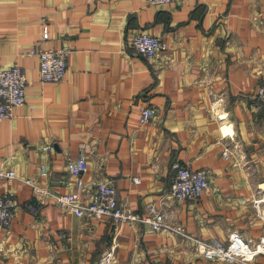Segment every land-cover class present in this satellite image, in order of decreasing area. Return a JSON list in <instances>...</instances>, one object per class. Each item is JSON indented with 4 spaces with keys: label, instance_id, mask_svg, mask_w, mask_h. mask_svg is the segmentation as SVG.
<instances>
[{
    "label": "crops",
    "instance_id": "crops-1",
    "mask_svg": "<svg viewBox=\"0 0 264 264\" xmlns=\"http://www.w3.org/2000/svg\"><path fill=\"white\" fill-rule=\"evenodd\" d=\"M142 32L167 42L163 57L133 52ZM62 46L71 48L64 80L43 82L30 51ZM15 63L27 99L0 121V167L17 175L0 179V195L13 191L19 207L10 232L0 229V264H98L111 250L113 264H244L209 259L198 243L264 232L254 204L264 197V107L254 97L264 85V0H0V66ZM143 106L155 109L146 124ZM81 144L87 170L76 176L67 163ZM174 162L209 171L198 200L167 196ZM26 179L86 201V190L110 181L122 204L141 214L154 203L185 233L117 228L53 201L33 214Z\"/></svg>",
    "mask_w": 264,
    "mask_h": 264
},
{
    "label": "built area",
    "instance_id": "built-area-1",
    "mask_svg": "<svg viewBox=\"0 0 264 264\" xmlns=\"http://www.w3.org/2000/svg\"><path fill=\"white\" fill-rule=\"evenodd\" d=\"M184 0H148L150 4H179ZM49 32L43 33V38L47 39ZM129 47L133 52L147 60H155L163 57L168 49V44L156 35L146 32L136 34ZM71 48L62 46L60 48L36 47L30 54L36 56L39 62V76L43 82L59 83L64 80L68 67V58ZM27 75L20 64L10 66H0V121L10 120L15 117V109L25 104L27 99ZM254 97L264 107V85H260ZM155 115V109L151 106L141 108L142 124L149 123ZM226 114L219 113V120H224ZM225 125L222 126L224 129ZM51 145L43 146L44 150H49ZM79 158L69 159L67 166L76 175L87 170V157L84 153L85 144H81ZM228 148L224 150V155H228ZM176 171L174 180L167 192V196L175 201L198 200L210 187V175L206 169H194L189 165L179 162L172 164ZM41 173L47 174L46 166L41 167ZM17 177L15 170L0 167V179L14 180ZM32 186L34 200L26 203L25 207L33 214H38L41 207L47 202L53 201L61 207L69 208L77 215L89 214L96 217L107 216L111 218L117 228L122 226L134 227L136 224H149L153 230L183 234L184 228L179 224L170 222L165 213L156 204L147 205L146 213H137L131 208L122 204L118 199V191L110 181H99L89 193V201L84 200L79 194L56 193L48 187L36 184L31 179L24 180ZM134 182H140L139 177L133 178ZM79 190L85 188L82 179L77 182ZM258 213L264 218V197L254 201ZM19 207L13 191L8 190L0 195V229L10 232L13 225L15 213ZM198 250L209 259L225 260L228 262H242L244 264H264L259 259L264 260V232L257 238H246L240 231L230 234L226 244H206L198 243ZM113 250L106 252L98 264H113Z\"/></svg>",
    "mask_w": 264,
    "mask_h": 264
},
{
    "label": "bare ground",
    "instance_id": "bare-ground-1",
    "mask_svg": "<svg viewBox=\"0 0 264 264\" xmlns=\"http://www.w3.org/2000/svg\"><path fill=\"white\" fill-rule=\"evenodd\" d=\"M223 112V111H222ZM220 113H221V111H220ZM226 115H227V113H226Z\"/></svg>",
    "mask_w": 264,
    "mask_h": 264
}]
</instances>
